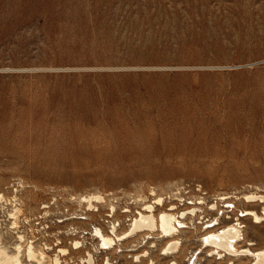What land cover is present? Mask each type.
<instances>
[{"label":"rangeland","instance_id":"obj_1","mask_svg":"<svg viewBox=\"0 0 264 264\" xmlns=\"http://www.w3.org/2000/svg\"><path fill=\"white\" fill-rule=\"evenodd\" d=\"M259 194L264 0H0V243L20 264L30 243L43 264H249L199 237L237 218L236 248L263 249L264 220L239 215ZM159 197L200 208L175 252L159 230L101 247L95 227Z\"/></svg>","mask_w":264,"mask_h":264},{"label":"bare ground","instance_id":"obj_2","mask_svg":"<svg viewBox=\"0 0 264 264\" xmlns=\"http://www.w3.org/2000/svg\"><path fill=\"white\" fill-rule=\"evenodd\" d=\"M254 194H246L248 199L254 198ZM260 198H264V195H256ZM102 196L97 194L92 195H82L79 201L86 202L88 209H93L95 206L92 203L93 200H101ZM158 203L162 204L160 208L155 209L152 203L144 202L142 207L139 210H136L134 214L131 215L128 228L121 232H117V227L119 225V219L115 218L109 223L108 231H104L100 227L94 228V234L99 239V244L101 247H110L115 246L116 240L124 239L130 235H136L139 232L143 233V236L150 234L154 230H159L161 235L165 238V246L162 248V253L166 252H175L177 250L178 244L180 242L179 232L180 230H188L193 228L194 221L190 223L185 221L184 218L189 220H195V217L198 215V207L183 208L180 210H175V205L173 203L168 204L166 208L162 203V199L159 197L156 200ZM200 202V201H198ZM210 209L216 208L215 203L209 204ZM123 212L129 211L128 207L122 209ZM117 211L113 204H110V211L107 213L108 216H116ZM240 216L249 215L254 222H260L264 220V204L262 206L261 214H258L252 209H244L240 212ZM88 217V216H87ZM84 218H86L84 216ZM228 219V218H227ZM230 219V218H229ZM226 220V219H225ZM225 220L222 219V222L218 221V218L215 217L211 220L203 222V232L200 234V241L204 248H206L207 256L218 255V258L223 255L235 256L238 254L252 256L249 264H264V248L252 251L249 248H236V242L240 238V230L237 218L234 219L231 224H224ZM186 228V229H185ZM20 240L22 235H19ZM74 245H78L79 241L75 240ZM28 245V244H27ZM33 244L26 246L27 257L37 261V264H43L45 262V253L43 250L34 249ZM61 252H65V248H60ZM22 252L21 244L18 243L14 246L13 252H8L5 245L0 243V264H20V256ZM240 256V255H239ZM137 258V256H135ZM108 259V258H107ZM233 260V259H232ZM169 264H178L177 261L172 258L169 260ZM54 262L59 263V258L57 255L54 256ZM87 264H93L91 255L88 253L86 258ZM149 263L152 264L153 260H149ZM230 264L233 262H229ZM189 264H193L192 261Z\"/></svg>","mask_w":264,"mask_h":264}]
</instances>
